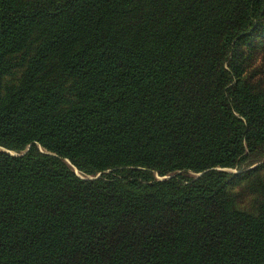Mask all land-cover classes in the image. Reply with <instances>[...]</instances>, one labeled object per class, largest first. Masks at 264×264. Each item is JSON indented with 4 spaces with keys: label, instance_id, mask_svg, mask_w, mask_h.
I'll return each mask as SVG.
<instances>
[{
    "label": "trees",
    "instance_id": "obj_1",
    "mask_svg": "<svg viewBox=\"0 0 264 264\" xmlns=\"http://www.w3.org/2000/svg\"><path fill=\"white\" fill-rule=\"evenodd\" d=\"M261 50L264 0H0V264H264Z\"/></svg>",
    "mask_w": 264,
    "mask_h": 264
},
{
    "label": "rangeland",
    "instance_id": "obj_2",
    "mask_svg": "<svg viewBox=\"0 0 264 264\" xmlns=\"http://www.w3.org/2000/svg\"><path fill=\"white\" fill-rule=\"evenodd\" d=\"M254 68L256 69V71H261V72L264 71V50H261L259 52L258 56L256 57ZM261 157H262V159L257 160L256 162L252 163L251 165H249V167H253V166L257 165L258 163H261L262 161H264V155ZM229 170L235 173L239 169L230 168ZM78 174L80 175V173H78ZM252 199H253V194L244 190V192L242 194V203L250 204Z\"/></svg>",
    "mask_w": 264,
    "mask_h": 264
}]
</instances>
